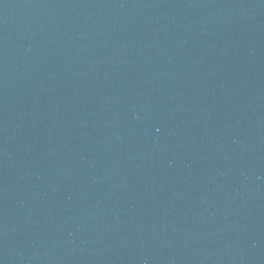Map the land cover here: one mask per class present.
Instances as JSON below:
<instances>
[{
  "label": "water",
  "instance_id": "95a60500",
  "mask_svg": "<svg viewBox=\"0 0 264 264\" xmlns=\"http://www.w3.org/2000/svg\"><path fill=\"white\" fill-rule=\"evenodd\" d=\"M0 264H264V0H0Z\"/></svg>",
  "mask_w": 264,
  "mask_h": 264
}]
</instances>
